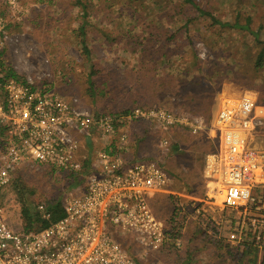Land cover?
Returning a JSON list of instances; mask_svg holds the SVG:
<instances>
[{
    "label": "rangeland",
    "instance_id": "obj_1",
    "mask_svg": "<svg viewBox=\"0 0 264 264\" xmlns=\"http://www.w3.org/2000/svg\"><path fill=\"white\" fill-rule=\"evenodd\" d=\"M15 1L18 13L11 17L9 0H0V15L7 19L11 34L20 36L19 43L4 45L7 65L22 76L45 78L77 107L95 115L112 113L118 120L113 141L123 158L160 160L170 176L152 206L167 223L176 203L181 204L179 258L165 257L163 251L149 253L137 264H264V247L253 240L255 226L241 210L225 207L222 190L217 194L215 183L205 176L207 155L218 147L215 131L208 137L194 134L185 123L164 130L154 118L121 119L125 111L137 107L163 106L178 118L203 117L211 129L227 99L252 93L264 105V62L256 66L264 49V0H195L222 22L240 16L245 24L250 17L260 41L248 30L213 24L185 0H81L88 5L86 17L78 0ZM81 26L86 28L89 57L81 44ZM90 79L95 96L89 92ZM185 82L218 89L209 111L204 94L197 96V85L193 95L189 91L180 95ZM124 134L132 142L125 147ZM255 139L264 155V126ZM164 141L170 151L162 148ZM17 176L33 190L29 196L33 204L59 199L66 183L61 174L31 166ZM0 209L14 226H22L13 185L0 196ZM256 213L264 215V210Z\"/></svg>",
    "mask_w": 264,
    "mask_h": 264
},
{
    "label": "built area",
    "instance_id": "obj_2",
    "mask_svg": "<svg viewBox=\"0 0 264 264\" xmlns=\"http://www.w3.org/2000/svg\"><path fill=\"white\" fill-rule=\"evenodd\" d=\"M9 4L11 17L17 16V2ZM8 25L0 15V52L20 41ZM15 73L8 76L0 64V196L29 166L61 174L66 183L58 195L65 215L27 231L23 221L14 226L0 209V264H137L149 253L179 248L181 204L167 223L152 206L170 181L163 162L123 158L113 141L114 115H95L45 78ZM232 99L220 106L211 129L203 117L178 118L162 109L138 107L121 119L154 118L164 130L185 123L194 134L208 137L214 130L218 147L207 155L205 176L217 194L222 190L225 207L248 216L254 242L264 247V215L256 213L264 210V155L255 142L264 126V105L250 94ZM121 140L125 147L128 135ZM162 148L170 151L171 146L164 141ZM48 203L33 204L44 219L50 218ZM134 245L142 252L133 251Z\"/></svg>",
    "mask_w": 264,
    "mask_h": 264
},
{
    "label": "trees",
    "instance_id": "obj_3",
    "mask_svg": "<svg viewBox=\"0 0 264 264\" xmlns=\"http://www.w3.org/2000/svg\"><path fill=\"white\" fill-rule=\"evenodd\" d=\"M185 2L190 4L197 11L198 14L210 17L213 24H219L222 27H230V28H237V29H241V30H248L256 36V39H258L260 41L259 33L253 31L250 27V25H251V18L250 17L247 18V23H245V24L241 23V19H240L241 17L240 16L236 17V19L233 22H222V20H219L211 11H208L207 9L203 8L195 0H185ZM77 4L82 7V10L84 11L83 15H84V17H86L88 15V5L85 4L84 2H82L81 0H78ZM86 34H87V32H86L85 26H81L79 29V36L81 37V44L83 46L85 53L89 57L90 56V50H89V47L87 45ZM3 55H4V51H1L0 52V57H1L0 64L3 68V70L6 71L8 76L9 75H16L15 70L11 66L7 65V63L3 59ZM263 62H264V49L258 56L256 66L258 68H260L261 66H263ZM89 82H90L89 92L91 93L92 96H95L96 90L94 88V83L91 79L89 80ZM193 85H197V88H198L197 96L204 94V96H205V98L203 100L204 107L206 110L209 111L212 104L214 103V98L216 96V92L218 91V89L206 87L202 83H194V82L193 83H187V82H185V83H182V85L180 86L181 87L180 88L181 90L179 89L180 95L187 96L186 93L188 91L190 93H192L189 95H193L194 94V90L192 89ZM198 101H199V99H198ZM258 102L261 103L259 100H258ZM197 103H199V102H197ZM261 104H263V103H261ZM150 109H153V108H150ZM154 109H163V106L159 107V108H154ZM169 111H171V110H169ZM131 112H132V110L125 111L126 114H130ZM102 114H112V113L106 111V112H103ZM196 114H199V113L195 112L193 115H196ZM201 115H203V114H201ZM204 117H206V116H204ZM207 118L209 119V117H206V119ZM86 165H89V161L86 162ZM13 186H14V190L16 192V196H17L19 202L21 203V217H22V221H23L25 230H27V231L39 230L41 228L49 226L51 223H54V222L58 221L59 219H61L62 217H64L65 212H64V209H63L62 204H61L59 199H56V200L49 199L48 200V202H49L48 203V212L50 213V218L44 219L42 217V214L39 213L37 211V209L33 206V202L29 199V196L31 197L33 190L32 189L31 190L26 189V186L24 187V185L20 181H17V179L14 181ZM175 209H177V208H175ZM180 227H183V226H180ZM131 249L133 250V248H131ZM178 250H179V248L176 246L170 247L169 250H167V255L165 257H168V258L178 257L179 258V255H177V252H179ZM159 254H163V253H159Z\"/></svg>",
    "mask_w": 264,
    "mask_h": 264
},
{
    "label": "crops",
    "instance_id": "obj_4",
    "mask_svg": "<svg viewBox=\"0 0 264 264\" xmlns=\"http://www.w3.org/2000/svg\"><path fill=\"white\" fill-rule=\"evenodd\" d=\"M250 92V91H249ZM250 95L252 94V93H249ZM236 97H238V96H236ZM256 97V96H255ZM257 98V97H256ZM128 144L130 143H132L131 141H130V139L128 140V142H127ZM177 259H178V257H176Z\"/></svg>",
    "mask_w": 264,
    "mask_h": 264
},
{
    "label": "bare ground",
    "instance_id": "obj_5",
    "mask_svg": "<svg viewBox=\"0 0 264 264\" xmlns=\"http://www.w3.org/2000/svg\"><path fill=\"white\" fill-rule=\"evenodd\" d=\"M235 101V98H233L232 100H231V102H234Z\"/></svg>",
    "mask_w": 264,
    "mask_h": 264
}]
</instances>
